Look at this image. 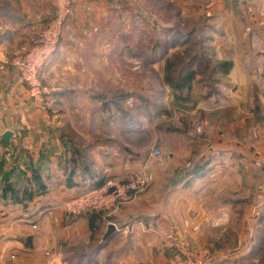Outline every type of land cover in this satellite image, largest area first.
<instances>
[{
	"label": "crops",
	"instance_id": "1",
	"mask_svg": "<svg viewBox=\"0 0 264 264\" xmlns=\"http://www.w3.org/2000/svg\"><path fill=\"white\" fill-rule=\"evenodd\" d=\"M168 10L177 17H202L210 27L226 26V34L208 37L217 50L198 56L222 58L218 69L226 72L229 66V73L215 78L216 88L196 101L203 133L177 135L169 147L171 163L157 165L145 149L128 145L118 153L103 123L129 120L130 106L150 102L146 77L129 81L131 74L160 71L170 58L172 47L153 50L158 41L172 43L173 34L164 33L174 27L164 19ZM54 11L51 0H0V150L9 151L2 161L6 180L0 178V264H173L175 250L160 236L171 228L191 249L211 248V264H238L239 255L255 252L260 233L242 254L223 250L228 234L236 241V230L225 221L241 217L250 203H264L258 184H243L241 141L246 119L264 124V0H73L58 48L43 72L56 79L55 89L37 106L12 60L32 45L36 27ZM195 65L188 74L198 83ZM69 123L83 139L62 130ZM98 123L99 133L94 131ZM7 130L12 131L9 143L2 140ZM184 167L186 176L176 178ZM137 169L151 170L155 178L130 201L95 217L65 212L77 192L110 177L127 179ZM8 183L17 200L4 189ZM15 185H22V191H15ZM110 223L117 234L107 245L94 255L67 261L66 245L88 247L92 236L103 235ZM259 227L264 231V224ZM119 237L122 243H117ZM110 251L115 254L108 255Z\"/></svg>",
	"mask_w": 264,
	"mask_h": 264
},
{
	"label": "rangeland",
	"instance_id": "2",
	"mask_svg": "<svg viewBox=\"0 0 264 264\" xmlns=\"http://www.w3.org/2000/svg\"><path fill=\"white\" fill-rule=\"evenodd\" d=\"M51 1L54 6V10H55L54 14H55L56 7L54 5V0ZM121 3L122 2H120V4ZM72 10H73V0H72ZM53 17L54 15L48 20L40 23L39 26L36 27L37 34L36 36L33 37V43L36 37L38 36L39 32L42 30V28ZM164 19L168 20L171 23L173 22L172 25L174 24L173 28L172 27L167 28L164 31V33L173 34V36L176 37V38L173 37V39L170 38L172 43L174 42L175 44L170 45V41L163 42L165 47L168 48L172 47L169 48V50H167L170 54V58L165 61L164 67L162 66L160 67L162 68L160 71L159 70L155 71L154 69H151L149 67L150 69H148L146 72L147 75L146 74L138 75L137 73L136 75L131 74L132 77L130 76V81H129L131 83L137 82V80L142 81V79H145L146 77L147 86H148L146 89L148 90V92H146L147 95L153 98L156 102L162 103L164 106L157 108L158 106H154L156 105V102L150 97H148V100H150V102L152 103L148 101L149 103L145 104V107L134 106V105L129 107V109H131V112L133 114L131 115L133 116V118L123 121L121 120L120 117H117L114 123L112 124V126L108 125V123H103L105 126L104 127L105 130L103 131L112 132V135L114 136L112 138H114L115 140L114 145L115 148L118 150V153L123 151V148H125V146L128 145H130V147L134 149H138V148L145 149L144 151H146V154L151 158V162L157 165H162L166 162L170 164L171 163L170 160L172 157L161 164L159 163V159H158L159 157H155L151 155L152 150H154L155 148H159L162 154L170 151L172 152V156H173V151L170 150L169 147L171 142L175 139L177 135L187 133L188 131L193 132L194 134L203 133L202 131H203L204 123L200 118L203 115V113H201L202 109L197 108L196 101L200 99L201 95L207 93L208 90H212L214 89V87L216 88L219 82H216L217 80L214 81L215 78L218 77L224 79L228 76L229 73V66H227L226 72H224L225 71L224 67H222L223 71L221 69H218L219 62L225 61L222 58L214 59L209 57V59H201L199 56H197L196 61H194V63L197 64L195 65L196 67L195 73L197 74L200 73V79L202 83L201 82L197 83L196 81H194L193 78L191 77L189 78V75L191 73L187 74L188 72L187 73L181 72L183 61L189 59L193 54L198 55L199 52L206 51L208 49L217 50V47L213 42L214 39L211 38L212 39L211 40L208 37L212 35L213 36L222 35V33L226 34L228 31L226 26L225 27L219 26L217 24L216 26H214L212 24V27H210L208 21L203 23L204 20L202 17H200L198 20H196L193 17L192 18L183 17V16L177 17L176 14L173 15L172 13L169 12V10L164 14ZM171 29L177 30L178 34H176L175 31L172 33ZM186 32H188V34ZM160 42L161 41H158V43ZM230 49L231 48H228L227 50ZM219 50H225V49L220 45ZM26 51L18 55H22ZM181 74H184V77H181ZM49 77L54 80L55 82L54 86H56V79L50 75ZM122 79H123V75H122ZM116 81H120L119 76H116ZM153 102H155V104H153ZM215 106L216 105H214V107ZM247 106H249V103H247ZM215 113H217V111ZM117 115H119V112H117ZM129 121H131V123H129ZM103 124L101 125L103 126ZM208 125L207 126L210 127L212 123H209ZM97 127L98 128L94 129V131L99 133L100 132L99 123ZM62 128H63L62 130H68L70 133H74L78 138L83 139L82 136H80L75 131V128L70 123L66 124ZM225 131L228 132V130ZM212 132L213 131H211V133ZM125 133L130 134L131 136L129 137ZM93 139L94 138H92V141ZM107 140L109 141L110 138ZM241 141L244 149V154H243L244 165L242 170L243 184L246 187H247L246 184L247 182H250L255 186L258 184V189H257L258 193L264 195V124H260L258 126V124H255L251 120L246 119V121H244L242 124ZM6 152L8 153L9 151L7 150L5 151V148H2L0 150V178H5V179L7 175L3 171L4 167L2 161L5 158ZM11 159L13 160V158ZM152 175L154 180L155 178L154 172H152ZM179 176L180 178H184L186 176L185 167L182 168L181 171L179 172V175L175 177L178 178ZM2 183L3 182H0V193L2 192L1 189H3ZM148 186L149 184L143 190L137 193L144 191ZM15 187H16L14 189L15 191L19 189L18 193L22 191L23 188L22 185L19 186L15 185ZM8 193H10L8 194V196L11 195L13 196V194H17V193H13L12 190L8 191ZM3 196H5V194L4 195L2 194V197ZM262 198H264V196ZM131 199H129L128 201H130ZM260 200H261L260 202H255V203L253 202L246 205L245 208L247 209L246 211L243 212L241 217L238 215L235 219L232 220L227 219L225 221V223H227L226 226H228V229L232 230L233 232L234 230H236V241L233 236V233L228 234L227 239H229L230 241L227 242L226 245L228 246L224 248L223 252H227V253L232 252L238 255L246 252L250 244L253 246L252 243L255 241L253 240L254 235H256V233H260V236H257L258 246L255 247L256 250L254 257L251 259H247V258H240L239 255V257L236 260V263L238 264H264V260H263L264 231L259 227L261 224H264V215H263L264 203H263V199ZM125 202L127 201H124L122 203ZM7 204H15V203L10 201ZM68 208L69 207L66 206L65 212H67L69 216L76 215V213L71 212L70 209ZM112 210L106 212L92 210V211H84L80 214H86V213L93 214L98 212L99 215H103ZM261 212L263 213L261 214ZM259 214H260V218L258 219ZM239 236L241 237L240 240H239L240 238ZM122 242H123V238L119 237L117 239V243H122ZM251 247L248 250H250ZM207 249L209 250L208 251L209 254L208 256L204 254V258L209 260V264H211L212 261L214 260L215 253L211 251V248L210 249L207 248ZM197 252L201 257L202 255L201 251L197 250Z\"/></svg>",
	"mask_w": 264,
	"mask_h": 264
},
{
	"label": "built area",
	"instance_id": "3",
	"mask_svg": "<svg viewBox=\"0 0 264 264\" xmlns=\"http://www.w3.org/2000/svg\"><path fill=\"white\" fill-rule=\"evenodd\" d=\"M115 4L126 0H110ZM56 13L42 28L34 43L28 50L14 58L12 64L20 75V79L27 89L28 98L37 106H43L45 94L55 89V82L49 76H44V68L58 48L64 25L72 10V0H54ZM152 156L159 157V163H164L172 157V152L162 154L159 148L151 152ZM153 180L152 172L148 169H137L127 179L108 178L101 186L90 187L76 193L68 202L71 212L80 214L84 211L106 212L128 201L135 194L143 190ZM163 243L175 250L173 264H209L204 258L209 252L199 253L181 240L176 229L160 233Z\"/></svg>",
	"mask_w": 264,
	"mask_h": 264
},
{
	"label": "trees",
	"instance_id": "4",
	"mask_svg": "<svg viewBox=\"0 0 264 264\" xmlns=\"http://www.w3.org/2000/svg\"><path fill=\"white\" fill-rule=\"evenodd\" d=\"M176 34H178L176 32ZM174 44L173 43H170V45ZM168 47H165L164 46V43L161 42V43H158L156 44V47L153 48V50H157V51H161V50H166ZM198 55H192L189 59L187 60H184L183 61V64H182V68H181V72L182 73H187L189 71V67L191 66L192 63H194V61H196V57ZM188 74V73H187ZM181 77H184V74H181ZM6 174V173H5ZM4 180H6L5 178H3V182ZM105 182H102L100 184L103 185ZM8 186L4 187V189L6 191H8L9 189H12L11 185L8 183L7 184ZM7 193V192H6ZM6 195V194H5ZM7 196V195H6ZM17 196V194H13L12 198L14 200H17V198H15ZM99 213L96 212V213H93V217H95V215H98ZM117 234V232H114L112 235H110L107 239H102V234H100L98 237H95V236H92V242L90 243V245L88 247H81V246H77V247H72V246H69V245H66L65 246V250L68 251V258L67 261H72V262H75L77 261V259L79 257H85V256H89V255H94L97 251H99L103 246L107 245L108 242L110 241V239L115 235ZM111 254H115V251H110L108 253V255H111ZM255 252L254 251H250L244 258H247V259H251L253 258ZM264 260V259H263Z\"/></svg>",
	"mask_w": 264,
	"mask_h": 264
},
{
	"label": "water",
	"instance_id": "5",
	"mask_svg": "<svg viewBox=\"0 0 264 264\" xmlns=\"http://www.w3.org/2000/svg\"><path fill=\"white\" fill-rule=\"evenodd\" d=\"M12 135V131L11 130H7L2 134V140L5 143H9L10 141V137ZM117 228L116 225L114 223H110L107 227L106 232L103 234L102 239H107L110 235H112L114 232H116Z\"/></svg>",
	"mask_w": 264,
	"mask_h": 264
}]
</instances>
